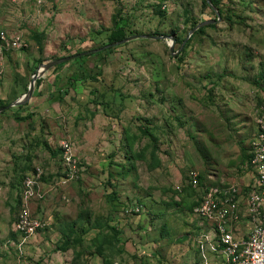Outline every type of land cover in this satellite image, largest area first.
I'll list each match as a JSON object with an SVG mask.
<instances>
[{
	"label": "rangeland",
	"instance_id": "rangeland-1",
	"mask_svg": "<svg viewBox=\"0 0 264 264\" xmlns=\"http://www.w3.org/2000/svg\"><path fill=\"white\" fill-rule=\"evenodd\" d=\"M36 1L0 0V31L23 41L0 39V104L25 94L40 64L99 54L49 70L26 104L0 112V264H225L202 244L211 229L193 210L206 187L254 180L264 0ZM121 26L127 37H174L176 54L170 38L113 44ZM63 141L79 162L74 177ZM37 168L29 205L49 224L24 237L13 223Z\"/></svg>",
	"mask_w": 264,
	"mask_h": 264
},
{
	"label": "built area",
	"instance_id": "built-area-1",
	"mask_svg": "<svg viewBox=\"0 0 264 264\" xmlns=\"http://www.w3.org/2000/svg\"><path fill=\"white\" fill-rule=\"evenodd\" d=\"M41 4L43 0H37ZM0 31V39L11 48H20L23 41L19 35H12L8 40ZM257 133L252 140L250 168L254 180L246 187L237 184L228 186H209L204 189L203 196L193 210V215L207 222V230L201 234V242L210 243L211 250L220 255L226 264H264V112L256 117ZM61 158L67 165V177H74L79 171V162L71 151V143L62 142ZM42 171L37 168V175L32 173L24 179L19 211L13 223L15 232L24 237L32 236L48 226V220L32 211L29 201L37 193L36 187ZM190 182L199 186V173L191 171ZM131 213H140L142 206L128 209ZM246 221L249 232L238 233L234 227ZM204 225V224H203Z\"/></svg>",
	"mask_w": 264,
	"mask_h": 264
},
{
	"label": "water",
	"instance_id": "water-1",
	"mask_svg": "<svg viewBox=\"0 0 264 264\" xmlns=\"http://www.w3.org/2000/svg\"><path fill=\"white\" fill-rule=\"evenodd\" d=\"M207 2L212 5L211 0H207ZM213 7H214V9H216L217 14H219V11L217 10L216 6H213ZM220 20H221V17L219 16L218 18L208 19V20L202 21L201 23L197 24L195 27H193L191 29L189 35L184 40V42L181 45L179 50L184 48L185 43L187 42V40L191 37V35L196 30L200 29L202 26L214 24ZM139 37H144V38H170V39H172V42L170 44V50H171L172 54H176V51L174 50V45H175L176 39L174 37H171V36H164V35L158 36V35H151V34H135V35L128 36V37L122 39L121 41L115 42L113 44L124 43V42H127V41L135 39V38H139ZM82 55H84V52H79V53L71 54V55H65V56H62V57H59V58H56L53 60H49L45 63L40 64V66L35 70V72L33 73L32 77L29 81L27 92L25 94L21 95L19 98H17L13 102H11L5 106H1L0 112L5 110L7 107L18 106V105H22V104L26 103L31 98V96L33 94L35 81L44 73V71L48 70L49 68H51L53 66H56V65L62 63V62L71 60L73 58H76L77 56H82Z\"/></svg>",
	"mask_w": 264,
	"mask_h": 264
},
{
	"label": "trees",
	"instance_id": "trees-1",
	"mask_svg": "<svg viewBox=\"0 0 264 264\" xmlns=\"http://www.w3.org/2000/svg\"><path fill=\"white\" fill-rule=\"evenodd\" d=\"M204 1L206 2L207 5H209V3L207 2V0H204ZM118 12L120 13L121 10H118ZM114 21L116 22V18L114 19ZM207 26H215V24H209V25H206V26H202L200 29L206 28ZM109 37L112 38V39L110 40V42H114V41H118V40H121V39L126 38V37H127V32H126V30H125V27H124V26H121V27H116V28H114V29L112 30L111 34L109 35ZM94 52L98 53L99 51L97 52V49H96V50H92V49L86 50V51L84 52V53H85L84 55H82V56H77L76 58H73V59H71L70 61H78V60H82V62H84L86 56H87L88 54H91V53H94ZM76 53H79V52H78V51H74L73 53L69 52L70 55H71V54H76ZM98 54H99V53H98ZM67 62H69V61L62 62V63H60V64H58V65H56V66H53V67L49 68L48 70L44 71V73H43V74L37 79L36 84L40 82V80H41L42 77L46 76L45 74H47V73L50 72V71L55 70L57 67H59V66L65 64V63H67ZM49 70H50V71H49ZM100 72H101V71H100ZM74 75L77 76L76 74H74ZM58 97H59V95L53 97L52 94H50V96H49L50 99H55V98L58 99ZM24 104H26V103H24ZM22 105H23V104H22ZM1 106H5V105L0 104V107H1ZM19 106H20V105H19ZM19 106H18V107H19ZM7 108H8V107H7ZM7 108H6V109H7ZM6 109H5V110H6ZM5 110H4V111H5ZM15 118H16V119H20V118H22V117H21L20 115L16 114V115H15ZM250 159H251V157H250ZM249 163H250V162H249ZM198 180H199V184H200V177L198 178ZM199 202H200V201H199ZM199 202H198V204H199ZM198 204H197V205H198Z\"/></svg>",
	"mask_w": 264,
	"mask_h": 264
},
{
	"label": "crops",
	"instance_id": "crops-1",
	"mask_svg": "<svg viewBox=\"0 0 264 264\" xmlns=\"http://www.w3.org/2000/svg\"><path fill=\"white\" fill-rule=\"evenodd\" d=\"M234 227L239 231L238 233L246 234L249 232V225L246 221H242L241 223L234 225ZM202 228H203V230H206V227H202Z\"/></svg>",
	"mask_w": 264,
	"mask_h": 264
}]
</instances>
